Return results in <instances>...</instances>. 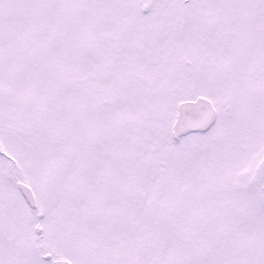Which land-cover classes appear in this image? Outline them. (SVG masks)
<instances>
[{
  "label": "snow or ice",
  "instance_id": "obj_1",
  "mask_svg": "<svg viewBox=\"0 0 264 264\" xmlns=\"http://www.w3.org/2000/svg\"><path fill=\"white\" fill-rule=\"evenodd\" d=\"M0 264H264V0H0Z\"/></svg>",
  "mask_w": 264,
  "mask_h": 264
}]
</instances>
